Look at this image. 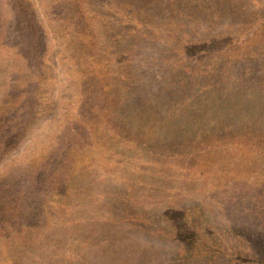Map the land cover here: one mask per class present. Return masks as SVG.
Listing matches in <instances>:
<instances>
[{
  "label": "rangeland",
  "instance_id": "1",
  "mask_svg": "<svg viewBox=\"0 0 264 264\" xmlns=\"http://www.w3.org/2000/svg\"><path fill=\"white\" fill-rule=\"evenodd\" d=\"M0 264H264V0H0Z\"/></svg>",
  "mask_w": 264,
  "mask_h": 264
}]
</instances>
